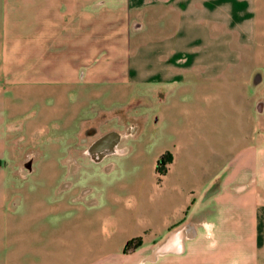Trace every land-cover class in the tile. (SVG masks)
I'll list each match as a JSON object with an SVG mask.
<instances>
[{
    "label": "rangeland",
    "instance_id": "1",
    "mask_svg": "<svg viewBox=\"0 0 264 264\" xmlns=\"http://www.w3.org/2000/svg\"><path fill=\"white\" fill-rule=\"evenodd\" d=\"M242 1L131 0L129 52L101 55L119 78L67 87L31 79L47 1L0 0V264L124 263L177 231L187 249L171 254L194 264V174L244 154L264 190V53Z\"/></svg>",
    "mask_w": 264,
    "mask_h": 264
},
{
    "label": "crops",
    "instance_id": "2",
    "mask_svg": "<svg viewBox=\"0 0 264 264\" xmlns=\"http://www.w3.org/2000/svg\"><path fill=\"white\" fill-rule=\"evenodd\" d=\"M46 1V9L41 10L38 6L44 0L33 3L38 10L29 32L36 55L32 83L69 87L82 84L83 77L85 86L96 87L106 78H119L114 74L116 58L101 55L129 52L131 0ZM241 4L248 9L238 14V20H253L257 45L264 53V0H243ZM46 53L51 54L47 62L40 61ZM5 150V146L0 148V161ZM222 160L218 174H194V237H188L194 238V264H264V190L253 187L242 173L247 162L244 154L233 163ZM3 179L6 182L5 176ZM5 193L4 186L0 189L3 214H7ZM9 227L10 223L4 224V229ZM185 239L171 244L169 239L164 243L154 239L152 243L162 245L147 248L140 258L124 263L118 254L110 263L140 264L154 254L156 258L145 264H180L182 259L171 253H185ZM5 247L0 245V258L6 257Z\"/></svg>",
    "mask_w": 264,
    "mask_h": 264
},
{
    "label": "flooded vegetation",
    "instance_id": "3",
    "mask_svg": "<svg viewBox=\"0 0 264 264\" xmlns=\"http://www.w3.org/2000/svg\"><path fill=\"white\" fill-rule=\"evenodd\" d=\"M106 144H99L98 147H95L96 149L91 152L92 157L97 160L98 162L102 161L105 157L109 155L115 154L118 144L114 142L113 147L110 146L109 148L105 146ZM111 145V144H109Z\"/></svg>",
    "mask_w": 264,
    "mask_h": 264
},
{
    "label": "bare ground",
    "instance_id": "4",
    "mask_svg": "<svg viewBox=\"0 0 264 264\" xmlns=\"http://www.w3.org/2000/svg\"><path fill=\"white\" fill-rule=\"evenodd\" d=\"M190 236L193 235L192 233L189 234ZM189 236V237H190ZM184 239V233L182 231H177L175 233H173L170 237H169V240H170V244L171 243H181L182 240Z\"/></svg>",
    "mask_w": 264,
    "mask_h": 264
},
{
    "label": "trees",
    "instance_id": "5",
    "mask_svg": "<svg viewBox=\"0 0 264 264\" xmlns=\"http://www.w3.org/2000/svg\"><path fill=\"white\" fill-rule=\"evenodd\" d=\"M171 161H172V156H171L170 153H167V155L162 156L161 159H160V162H162L164 164L167 163V162H171ZM131 243H132L131 241L128 242V245H131Z\"/></svg>",
    "mask_w": 264,
    "mask_h": 264
},
{
    "label": "clouds",
    "instance_id": "6",
    "mask_svg": "<svg viewBox=\"0 0 264 264\" xmlns=\"http://www.w3.org/2000/svg\"><path fill=\"white\" fill-rule=\"evenodd\" d=\"M208 227H211V226H208Z\"/></svg>",
    "mask_w": 264,
    "mask_h": 264
}]
</instances>
